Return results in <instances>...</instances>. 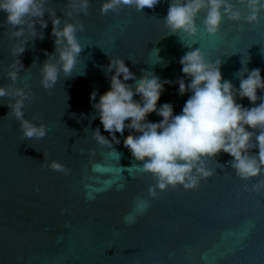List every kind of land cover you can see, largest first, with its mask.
Listing matches in <instances>:
<instances>
[{
    "label": "water",
    "instance_id": "water-1",
    "mask_svg": "<svg viewBox=\"0 0 264 264\" xmlns=\"http://www.w3.org/2000/svg\"><path fill=\"white\" fill-rule=\"evenodd\" d=\"M103 2L89 0L87 15L69 18L63 14L67 0H49L61 26L64 22L85 26L77 33L83 50L73 76L65 79L61 73L50 90L40 83L45 53L54 52L47 13L48 27L36 26L44 39L27 37L26 51L19 57L24 67L13 87L29 92L24 115L47 126L43 139L23 138L19 122L8 114L10 98H0V264H264V175L240 179L227 163L232 157L221 153L206 162L214 174L197 189L170 187L157 190L158 197L152 198L148 194L155 184L152 175L140 170L142 162L123 145L133 130L116 134L120 143L112 147L120 155L98 144L92 135L95 128L111 137L99 117L92 118L90 103L93 90L97 101L109 90L111 73L105 75L102 69L115 57L122 58L137 78L148 71L161 81L184 78L187 84L179 60L200 47L206 59L223 61V79L237 88L235 73L242 64L249 70L260 68L264 77V11L252 25L224 17L215 37L205 32L201 13L196 21L199 34L187 37L170 35L162 21L171 0H160L154 9L142 12L125 6L118 13L101 15ZM231 2L248 15L245 5ZM4 20L0 12V86L10 83L6 77L14 59L10 50L20 43ZM178 87L165 84L158 101V106L172 104L174 115L181 113L191 95L180 96ZM257 94L264 96V91ZM236 101L253 106L247 98ZM147 119L162 118L152 113ZM44 156L70 171L50 170L41 163ZM142 201H147L144 208Z\"/></svg>",
    "mask_w": 264,
    "mask_h": 264
},
{
    "label": "clouds",
    "instance_id": "clouds-1",
    "mask_svg": "<svg viewBox=\"0 0 264 264\" xmlns=\"http://www.w3.org/2000/svg\"><path fill=\"white\" fill-rule=\"evenodd\" d=\"M158 3L160 0H104L100 13L115 14L125 6H134L136 11L142 12L145 8L154 9ZM236 4L245 5L248 15L244 16L237 10L231 0H171L162 21L170 35L183 33L187 37L199 34L200 27L196 21L201 13H204L202 24L205 32L213 37L219 34L224 17L233 22L243 20L249 25L259 22L264 0H236ZM88 8L89 0H67V10L63 14L69 18L73 14L87 15ZM0 12L5 14L4 24L14 29L11 37L20 41L10 50L14 57L6 73L10 83L0 86V98H10L8 114L19 122L23 138L40 140L47 135V126L25 118V101L31 98L30 94L24 88L13 87L24 67L19 57L26 51L28 36L33 41L44 39L43 32L36 26L39 25L40 29L48 27V21L44 19L47 13L52 24L54 52L45 53L47 59L40 67V83L45 90H50L61 73L65 79L73 76L83 50L77 33L83 32L85 26L79 22H64L61 26V18L49 6V0H0ZM179 63L183 77L190 81L187 84L184 78L175 82L161 81L148 71L137 78L122 58H110L102 69L105 75L111 73L109 90L99 95L98 101L97 90L90 93L94 109L92 118L98 116L104 131L111 137L103 135L97 127L92 130L97 143L119 154L112 147L113 143H120L116 134L123 136L125 129L133 130L124 138L123 145L136 161L142 162L140 170L152 175L155 184L148 188L152 198L158 197L157 190L163 192L170 187L182 186L186 191L197 189L202 180L214 174L206 162L215 160L221 153L232 157L227 163L240 179L249 181L264 175V96L257 94L258 90L264 91L261 69L249 70L241 63L242 68L235 73L239 80L237 88L230 80L223 79V61L206 59L200 47L187 51ZM174 83L179 85L180 96L191 93L178 115L173 114L170 103L158 106L165 84L171 86ZM135 96H139V100L134 99ZM237 97L247 98L253 106L244 107L237 103ZM152 113L162 119L159 122L148 121L147 117ZM38 118L33 116L32 119ZM253 149H258V152L253 154ZM41 163L52 171L65 174L70 171L56 160L48 162L46 157ZM256 188L253 185V189ZM146 205L147 201L141 202V208ZM125 222H129V217H125Z\"/></svg>",
    "mask_w": 264,
    "mask_h": 264
}]
</instances>
